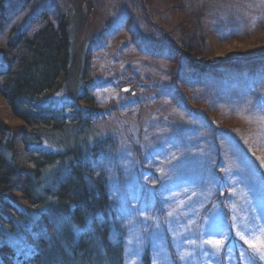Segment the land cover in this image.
I'll list each match as a JSON object with an SVG mask.
<instances>
[{"label": "rangeland", "instance_id": "1", "mask_svg": "<svg viewBox=\"0 0 264 264\" xmlns=\"http://www.w3.org/2000/svg\"><path fill=\"white\" fill-rule=\"evenodd\" d=\"M43 4L69 18L93 130L113 138L96 172L122 207L126 264L145 245L151 264H173L167 237L180 264L264 263V0H29L5 33Z\"/></svg>", "mask_w": 264, "mask_h": 264}, {"label": "trees", "instance_id": "2", "mask_svg": "<svg viewBox=\"0 0 264 264\" xmlns=\"http://www.w3.org/2000/svg\"><path fill=\"white\" fill-rule=\"evenodd\" d=\"M28 1L15 0L20 8L10 11L11 0H0V264H126L122 207L109 179L96 172L101 160L113 157L114 143L93 130L98 113L87 62L74 72L69 18L51 19L48 4L5 33ZM162 38L169 42L166 33ZM230 63L223 65L238 66ZM195 72L210 74L205 66ZM75 78L80 88L51 108V96ZM10 119L20 125H7ZM166 242L173 264H180ZM140 257L141 264L152 263L148 245Z\"/></svg>", "mask_w": 264, "mask_h": 264}]
</instances>
